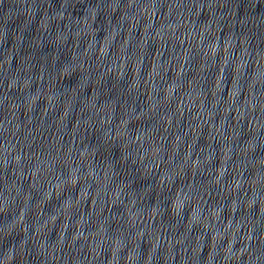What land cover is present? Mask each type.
Instances as JSON below:
<instances>
[{"label":"clouds","instance_id":"obj_1","mask_svg":"<svg viewBox=\"0 0 264 264\" xmlns=\"http://www.w3.org/2000/svg\"><path fill=\"white\" fill-rule=\"evenodd\" d=\"M233 43H237V41H233ZM245 47H246V42H245ZM0 67H2V65H0ZM105 124H107V119L104 120ZM93 127H95V125H93ZM101 135L103 134V132L105 131V129L102 127L101 128ZM3 243L0 242V245H2ZM10 248L11 251V256L10 257H5V253L6 251H8ZM19 251L17 249V246L15 244H11V246L9 245L8 247L4 248L3 254L0 255V264H17L16 261V257L19 255Z\"/></svg>","mask_w":264,"mask_h":264}]
</instances>
